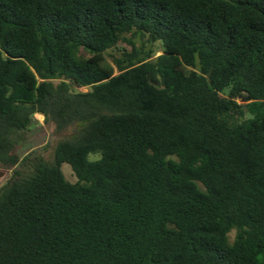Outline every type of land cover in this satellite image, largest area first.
Returning a JSON list of instances; mask_svg holds the SVG:
<instances>
[{"label":"trees","instance_id":"1","mask_svg":"<svg viewBox=\"0 0 264 264\" xmlns=\"http://www.w3.org/2000/svg\"><path fill=\"white\" fill-rule=\"evenodd\" d=\"M0 168V264H264V0H0Z\"/></svg>","mask_w":264,"mask_h":264},{"label":"rangeland","instance_id":"2","mask_svg":"<svg viewBox=\"0 0 264 264\" xmlns=\"http://www.w3.org/2000/svg\"><path fill=\"white\" fill-rule=\"evenodd\" d=\"M159 45L155 48H159ZM160 50V49H158ZM161 51L157 55H160ZM81 92H86L88 88L79 89ZM58 136L55 135L54 127L45 122V118L41 114H37L34 117V122L29 130L22 132L17 135L18 141V152L22 156L30 155L34 152L42 151L43 149L49 147V145L57 139ZM46 150V149H45ZM46 155V159L49 162L53 161V154L48 151H43ZM62 171L68 178L70 183H75L77 179L73 176L72 169L69 164L64 163L62 165ZM8 173L7 178L2 182L0 188L9 180L12 176V170L6 169ZM234 237V233L231 235Z\"/></svg>","mask_w":264,"mask_h":264},{"label":"water","instance_id":"3","mask_svg":"<svg viewBox=\"0 0 264 264\" xmlns=\"http://www.w3.org/2000/svg\"><path fill=\"white\" fill-rule=\"evenodd\" d=\"M7 176H8V173L6 172V170H2L0 168V185L7 178Z\"/></svg>","mask_w":264,"mask_h":264},{"label":"clouds","instance_id":"4","mask_svg":"<svg viewBox=\"0 0 264 264\" xmlns=\"http://www.w3.org/2000/svg\"><path fill=\"white\" fill-rule=\"evenodd\" d=\"M2 170H5V169H2Z\"/></svg>","mask_w":264,"mask_h":264}]
</instances>
